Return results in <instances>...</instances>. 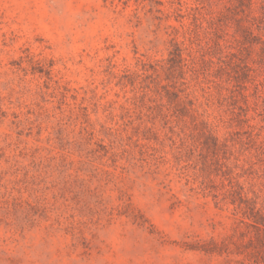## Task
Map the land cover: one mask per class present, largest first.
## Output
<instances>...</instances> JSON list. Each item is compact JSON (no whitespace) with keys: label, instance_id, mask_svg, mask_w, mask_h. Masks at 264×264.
Instances as JSON below:
<instances>
[{"label":"rangeland","instance_id":"1","mask_svg":"<svg viewBox=\"0 0 264 264\" xmlns=\"http://www.w3.org/2000/svg\"><path fill=\"white\" fill-rule=\"evenodd\" d=\"M0 264H264V0H0Z\"/></svg>","mask_w":264,"mask_h":264}]
</instances>
